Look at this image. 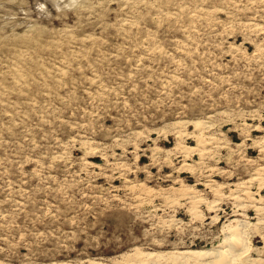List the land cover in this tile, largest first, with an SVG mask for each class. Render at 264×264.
Here are the masks:
<instances>
[{
	"label": "rangeland",
	"instance_id": "obj_1",
	"mask_svg": "<svg viewBox=\"0 0 264 264\" xmlns=\"http://www.w3.org/2000/svg\"><path fill=\"white\" fill-rule=\"evenodd\" d=\"M235 229L264 264V0H0V264H216L180 253Z\"/></svg>",
	"mask_w": 264,
	"mask_h": 264
},
{
	"label": "bare ground",
	"instance_id": "obj_2",
	"mask_svg": "<svg viewBox=\"0 0 264 264\" xmlns=\"http://www.w3.org/2000/svg\"><path fill=\"white\" fill-rule=\"evenodd\" d=\"M196 127H197V125H196ZM238 225H239V223H238ZM245 235L242 233V231H240V229H235L234 232H232V234H230L226 238V240H224L226 243L225 248L220 247L218 249L211 248V249H193V250L192 249H186V250L182 251L180 254L184 258H186V260H189V261H196L197 259H202V260L210 259L211 260L210 262L216 263V264H239L240 263L239 259H238L239 263L237 262L238 255L241 253L242 249L248 247L247 245H249V244H247L248 241H247V238L245 237ZM239 250H240V253L238 252ZM253 260H255V259H253ZM258 262H260V261H258ZM261 263H262V260H261ZM261 263H259V264H261ZM205 264H207V263H205Z\"/></svg>",
	"mask_w": 264,
	"mask_h": 264
}]
</instances>
